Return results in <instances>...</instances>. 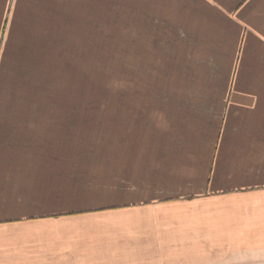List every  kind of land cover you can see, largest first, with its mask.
Here are the masks:
<instances>
[{"label": "crops", "instance_id": "obj_1", "mask_svg": "<svg viewBox=\"0 0 264 264\" xmlns=\"http://www.w3.org/2000/svg\"><path fill=\"white\" fill-rule=\"evenodd\" d=\"M73 4L0 0V264H264V0H181V102L43 117Z\"/></svg>", "mask_w": 264, "mask_h": 264}, {"label": "rangeland", "instance_id": "obj_2", "mask_svg": "<svg viewBox=\"0 0 264 264\" xmlns=\"http://www.w3.org/2000/svg\"><path fill=\"white\" fill-rule=\"evenodd\" d=\"M73 5L84 13L57 15L42 73H26V102H41V116L107 118L124 103L181 102V0Z\"/></svg>", "mask_w": 264, "mask_h": 264}]
</instances>
